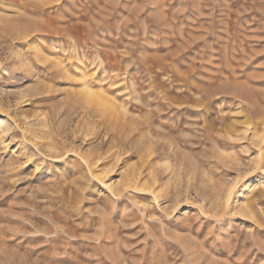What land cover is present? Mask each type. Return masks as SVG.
<instances>
[{
    "label": "rangeland",
    "instance_id": "1",
    "mask_svg": "<svg viewBox=\"0 0 264 264\" xmlns=\"http://www.w3.org/2000/svg\"><path fill=\"white\" fill-rule=\"evenodd\" d=\"M0 264H264V0H0Z\"/></svg>",
    "mask_w": 264,
    "mask_h": 264
},
{
    "label": "bare ground",
    "instance_id": "2",
    "mask_svg": "<svg viewBox=\"0 0 264 264\" xmlns=\"http://www.w3.org/2000/svg\"><path fill=\"white\" fill-rule=\"evenodd\" d=\"M47 27V26H46Z\"/></svg>",
    "mask_w": 264,
    "mask_h": 264
}]
</instances>
